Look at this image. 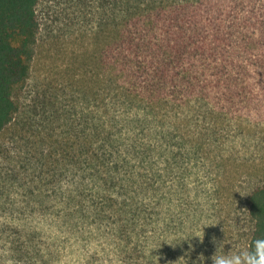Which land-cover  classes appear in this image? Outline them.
Returning a JSON list of instances; mask_svg holds the SVG:
<instances>
[{
	"label": "trees",
	"instance_id": "trees-1",
	"mask_svg": "<svg viewBox=\"0 0 264 264\" xmlns=\"http://www.w3.org/2000/svg\"><path fill=\"white\" fill-rule=\"evenodd\" d=\"M39 1L0 0V133L20 110ZM98 1L107 12L88 110L36 140L13 173L30 258L212 264L218 244L227 250L243 162L217 145L223 126L235 121L244 133L264 122V0ZM201 103L209 126L176 114L201 117ZM248 182L245 249L264 236V181Z\"/></svg>",
	"mask_w": 264,
	"mask_h": 264
},
{
	"label": "rangeland",
	"instance_id": "rangeland-1",
	"mask_svg": "<svg viewBox=\"0 0 264 264\" xmlns=\"http://www.w3.org/2000/svg\"><path fill=\"white\" fill-rule=\"evenodd\" d=\"M106 12L98 0L38 2L40 27L30 75L16 91L20 110L0 133V264H34L26 233L28 221L23 212V188L19 187L13 173L21 170L23 158L36 140L48 137L53 129L55 133L61 132L70 126L69 118L74 112L88 110L95 48L97 43L104 44L97 42L96 32ZM200 108L201 117L191 111L176 114L186 115L192 124L201 119L202 126H209L202 103ZM252 125L250 130L241 133L235 121H228L223 126L224 142L217 144L222 151H232L243 161L233 176L234 183L239 185L235 194L237 202L232 205L234 211L227 214L231 232L227 236L225 254L245 249L252 225L245 204L248 181H264V122ZM217 145L214 147L218 148ZM220 212L225 219L224 211Z\"/></svg>",
	"mask_w": 264,
	"mask_h": 264
},
{
	"label": "clouds",
	"instance_id": "clouds-1",
	"mask_svg": "<svg viewBox=\"0 0 264 264\" xmlns=\"http://www.w3.org/2000/svg\"><path fill=\"white\" fill-rule=\"evenodd\" d=\"M222 247L223 243L217 245L218 250L211 257L212 264H264V236L254 238L250 248L241 249L236 253L230 251L227 254H220ZM204 259L201 254L200 261L203 262Z\"/></svg>",
	"mask_w": 264,
	"mask_h": 264
}]
</instances>
